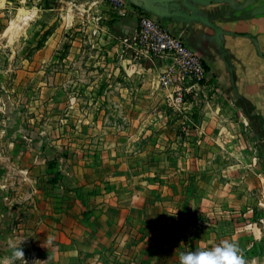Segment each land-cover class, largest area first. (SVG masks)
<instances>
[{"label":"crops","instance_id":"0c3cea01","mask_svg":"<svg viewBox=\"0 0 264 264\" xmlns=\"http://www.w3.org/2000/svg\"><path fill=\"white\" fill-rule=\"evenodd\" d=\"M125 1L122 17L103 0H0V18L16 3L26 20L37 16L32 48L48 33L35 62L49 63L66 29L87 23L90 65L102 70L65 108L84 114L73 143L96 145L69 156L79 161L56 187L64 194L32 218L42 234L29 264H179L181 250L222 240L236 242L246 264H264V153L246 151L264 145V0ZM142 13L206 65L209 85L181 110L158 82L167 61L125 43ZM58 17L65 22L51 29Z\"/></svg>","mask_w":264,"mask_h":264},{"label":"rangeland","instance_id":"374dc122","mask_svg":"<svg viewBox=\"0 0 264 264\" xmlns=\"http://www.w3.org/2000/svg\"><path fill=\"white\" fill-rule=\"evenodd\" d=\"M23 9L28 11L16 3L0 18V261L4 264H10L13 249L19 246L25 260H17L16 264H29L38 254L35 239L42 231L40 224L30 223L32 218L44 215L47 197L60 198L64 194L60 190L58 195L56 187L66 185L63 174L71 173L72 163L79 161L73 157L70 164L69 156L87 153L96 145L73 143L78 137L73 133L74 120L82 119L84 114H68L65 108L74 94L91 84L89 74L102 72L90 65L97 50L88 48L92 38L85 29L87 23L66 29V46L53 50L49 63L35 62L32 58L37 52L29 40L36 43L42 35L35 32L36 15L26 22L22 20L26 15ZM12 22L23 27L13 39L7 32ZM64 22L58 17L51 29ZM73 41L78 45L69 44ZM68 55L74 59L64 62L62 58ZM85 100L80 103L81 109ZM246 151L261 154L264 145H253ZM258 163L264 167V161Z\"/></svg>","mask_w":264,"mask_h":264},{"label":"built area","instance_id":"2783aa9c","mask_svg":"<svg viewBox=\"0 0 264 264\" xmlns=\"http://www.w3.org/2000/svg\"><path fill=\"white\" fill-rule=\"evenodd\" d=\"M24 1V0H21ZM119 12L120 16L127 15L125 0H103ZM125 43L133 45L138 56L155 57L167 61V66L159 75V85L168 92L169 104L177 110L185 104L188 93H196L209 85L208 72L203 59L184 41L172 35L162 24L147 14H140L138 28L135 34L126 39ZM190 87L186 88V84ZM214 91L217 86L210 84ZM193 125V120H190Z\"/></svg>","mask_w":264,"mask_h":264},{"label":"clouds","instance_id":"9594fccd","mask_svg":"<svg viewBox=\"0 0 264 264\" xmlns=\"http://www.w3.org/2000/svg\"><path fill=\"white\" fill-rule=\"evenodd\" d=\"M51 242L49 239L48 243ZM20 259L25 260L24 252L19 246L13 249L9 257L10 264H16ZM0 264H4V261H0ZM179 264H246V262L236 242L222 240L212 247L181 250Z\"/></svg>","mask_w":264,"mask_h":264},{"label":"bare ground","instance_id":"6f19581e","mask_svg":"<svg viewBox=\"0 0 264 264\" xmlns=\"http://www.w3.org/2000/svg\"><path fill=\"white\" fill-rule=\"evenodd\" d=\"M26 19H27V17L24 16L22 20L25 21ZM19 26H20V24H16L15 22L11 23V25L8 29V33H13L15 30H18Z\"/></svg>","mask_w":264,"mask_h":264},{"label":"trees","instance_id":"16d2710c","mask_svg":"<svg viewBox=\"0 0 264 264\" xmlns=\"http://www.w3.org/2000/svg\"><path fill=\"white\" fill-rule=\"evenodd\" d=\"M47 35H48L47 32L43 34V37L40 39V41L36 47V50L40 49L43 46V43H44Z\"/></svg>","mask_w":264,"mask_h":264}]
</instances>
